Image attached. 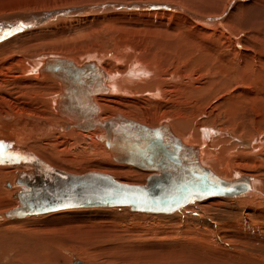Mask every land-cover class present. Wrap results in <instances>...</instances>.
I'll list each match as a JSON object with an SVG mask.
<instances>
[{
  "label": "bare ground",
  "instance_id": "1",
  "mask_svg": "<svg viewBox=\"0 0 264 264\" xmlns=\"http://www.w3.org/2000/svg\"><path fill=\"white\" fill-rule=\"evenodd\" d=\"M93 1L94 2L85 3L86 6L73 8V13L79 12V14H82L88 10L91 14H101V12H103L102 14H104V12H108L109 14L119 10L131 9L127 6L128 4H120L121 2L117 3V5L111 3L106 5L105 3L107 1L104 2L105 0ZM55 2L57 1L45 0L42 2V5L34 9L36 10L34 13L24 15L22 18H19L18 15L15 16L16 13L7 16L8 19L5 17H2L4 19L0 18V205L4 202H8L7 198L3 196L4 194H6V197L13 196L9 190L5 189L3 184L11 175L13 176L12 179H16L18 183V185L15 186L16 190L19 191L16 207L20 206V197L24 196V192L30 191L32 188V186L29 185L33 181V174L31 173L30 167L32 165L38 166L39 163L32 161L35 155L32 153L33 151L30 152L27 149V144L29 148L35 152L36 149L34 144H37L38 150H40V148L43 149L44 146L49 145L50 142L59 140L57 138L71 140L72 142V139L69 137H73V135L76 134V136L85 137L89 145L93 148L98 149L105 147L103 152L107 157H111L115 160L118 165L127 164L131 165V167L128 168H134L133 166L135 165L127 163L120 157L115 149V145L109 140L112 138L115 141V135L112 130L108 131L103 125H97L93 128L79 127L75 120L76 118L65 110L67 108L66 102L69 101V103L71 102L73 104L76 100L81 101L87 99L91 101L89 107L96 112L97 119L100 122H106L112 119H116L119 122L125 119V121L131 120L149 128L168 127L171 134L178 138L184 146L189 148L190 156L193 153L196 154L198 163L202 168L209 170L214 175L218 176V178L226 181H235L243 176L249 178L250 188L244 193L234 196L213 195L210 197L203 196L200 198H191L187 203L180 205L170 212L142 211L134 209L131 206H127L128 208L138 212L171 214L193 201H203L213 197H240L252 192L257 195L261 193L257 191L258 181L254 180L252 175L245 174L240 176L236 175V177L233 178H224L219 175V172H217L218 170L213 169V166H215L213 165V162H215L213 160L216 156L215 154L206 152L210 147H214L213 143L215 142L212 143L211 140L213 134L209 136L210 140L208 142L204 138V140H202L201 137L197 138V136H200V133L198 135L194 133L197 131L196 129L199 130L201 127H206L204 124L206 121L203 119L204 116L202 113L199 114L202 115L199 124L196 123L197 125L192 128L182 129L180 132L182 134L180 135L181 137L174 133L168 123H163L162 121H165V117L171 112L174 115L168 119L171 120V124L177 128V125L185 115L184 111H182V105L186 104H188L189 107L200 104L198 106L199 108L202 104L205 105L204 102L208 100L211 101L212 99L214 100L211 103H214L216 106L221 103L223 99H226L230 104L232 102V104H238V107H243V103L245 105L249 103L251 104L254 114L257 116L256 118H251L249 121L254 126V129L258 127L260 129L258 132L254 129L246 131L247 134L243 139V143L249 147V151L246 152L245 150L242 156L244 159H248V161H259L260 159L262 166H264V13L260 12V8H264V0H174L173 2L187 7L188 10H190L189 12L192 13L189 16L185 15L186 13L182 14L187 16V20H189V17L204 24L205 18L211 17V20H207L209 23L204 24L208 27V30H206V32L202 31L203 29L194 30V27L197 25L194 24L196 26L193 27L190 22L191 29L189 31L187 28L178 27L177 25L170 26L171 28L169 26L168 28H157L161 30V32L156 30L151 36L152 38L154 36H159L160 40L158 43L164 40H167V42L172 41L173 38L171 39V35L167 38L168 34H172L174 40L185 43V46L188 48V53L186 54L185 51H180L181 47L180 50H175L177 52L175 55L173 51L169 52L171 48L167 44L164 48L165 52H158L156 56L152 54V58L149 57L146 52H133L130 45H126L123 51L115 49L109 54L95 51L94 46L97 45V41L90 37H86L89 36V34L91 36L90 31L83 34L81 32L72 34L70 29H67V31H61L63 33H60L59 29L57 31L55 19L62 14H68L69 11H56L54 9L56 6ZM95 2H104V4L98 3L100 5L95 7L90 5ZM80 3L84 2L76 4L81 5ZM240 6L244 8L243 10L245 12L240 13L238 11ZM151 7L155 6L137 5L134 6V10L142 12L140 10L149 9ZM50 8H53V10H50ZM194 10L195 12H193ZM224 13L227 15L225 21L229 26L221 24L224 18L217 16ZM28 18H30L31 21L26 23V25H24L25 23L22 25L21 19L23 21ZM181 18L187 21L183 16ZM16 20H18L17 23ZM211 29L214 30L212 31ZM58 32L60 34H57ZM197 32L206 35L215 32L219 34L216 35L217 37L212 36V34V37H209L210 35L207 37L203 36L199 42H193L188 38L193 33L195 34ZM124 36L125 31L121 30L119 38H123ZM104 39L105 37L103 36L102 40ZM112 43L118 44L117 41H113ZM58 44L61 45L60 49H58ZM175 46L177 47V45ZM172 52L173 55H171ZM39 53L41 54L39 55ZM182 55L186 57L182 58ZM106 57L114 60V66L104 62ZM175 57H177L178 60ZM125 59H127V62L122 61ZM149 59L151 61H149ZM171 60H177V62L175 61L177 65L175 66V64H172ZM6 61L8 62L5 63ZM145 62H147L148 65L145 64ZM91 64L98 67L100 72L91 69ZM56 65H59L61 69L54 70ZM72 65H75L76 68H86L85 70L88 76L82 75L85 71L80 73L79 79L69 74L67 69H70ZM119 65L125 66L124 68L126 70L115 71V68L117 67L118 69ZM16 70L19 72H16ZM166 71L169 72V76L166 74L167 77L165 76ZM93 73H96V77L93 76ZM90 81L92 82L91 84L89 83ZM99 85L102 87L97 89ZM49 86H55L56 88L54 90L56 95L51 94L48 98L49 108L51 107L50 109L52 111H50L52 114L50 116H52L54 120L48 119V121H44L40 125L33 127L32 131L29 127L31 122L29 123L27 121L31 119V116L26 107L32 106L35 102L38 103L39 100H41V92H43L45 87ZM224 91H226L225 95H220ZM201 102L203 103L201 104ZM124 105H130L139 110L143 106L142 108L145 111L144 116L146 117H149V108H153L152 110L154 111H160L161 108L165 107H170L171 109H165L162 115L160 114L161 112H158L160 118L157 121L158 123H162L156 127H151L138 120L127 118L122 115L129 114L126 109L121 107ZM40 107H42V109L44 108V106ZM70 107L75 108L74 106ZM234 108H232V106L230 107L232 112H234ZM106 109L109 111L113 110L107 113L105 112ZM114 110H119L120 112L117 113L121 114L116 115ZM101 111L104 112L105 116L101 115ZM110 114L116 116H111V118L108 119L107 116H110ZM132 115L138 117L139 113H132ZM37 118L39 119L40 117ZM243 124L244 121L242 123L239 122L237 127L241 128ZM128 129L134 131V127H128ZM50 132L53 133L50 134ZM62 132L66 133L60 134ZM219 132L218 134H221ZM47 133L50 134L48 139L37 140L39 136L42 134L46 135ZM196 138L197 140H195ZM69 142L66 141V143ZM199 142H202L204 147H201ZM229 148V154L235 156V144L230 145ZM153 153L155 156V152ZM248 154L250 156H248ZM28 156L29 158H27ZM24 157H26V162H31L32 164L30 163L29 166L24 164ZM35 158L36 160L39 159L36 156ZM220 158H222V156ZM39 161L42 160L39 159ZM220 167L224 168V165ZM13 168H22L17 178H15V173L17 171H12ZM56 169L63 173L66 172L58 168ZM142 170L150 173L148 178L151 174L154 175L159 172L158 170L154 172L146 169ZM22 171L23 173H21ZM180 178L179 175H173L172 179L174 182L173 184L171 183L168 191L169 194L174 193V184H176ZM188 183H190V181H188ZM12 210L5 213L10 219L20 220L17 218L29 217L27 215H11L10 212ZM64 210L66 209L53 212ZM42 214L46 213H34L30 215L37 216Z\"/></svg>",
  "mask_w": 264,
  "mask_h": 264
},
{
  "label": "rangeland",
  "instance_id": "2",
  "mask_svg": "<svg viewBox=\"0 0 264 264\" xmlns=\"http://www.w3.org/2000/svg\"><path fill=\"white\" fill-rule=\"evenodd\" d=\"M44 1L0 0V18H7L13 13H16L15 16L18 15L19 18H22L24 15L34 13L36 11L34 9L42 5ZM55 1H57L54 8L56 11H69L68 14H62V17L55 19L57 31L59 29V32L63 33L70 29L72 34H77V32L83 34L90 31L91 36L89 34L86 37L97 41V45L94 46L95 51L107 54L115 49L123 51L126 45H130L133 52H146L152 58V54L156 56L158 52H165L164 48L167 44L171 48L169 52L173 51L176 55V51L182 47L180 51H185L187 54L188 48L185 43L174 40L172 34H168L167 37L169 38L171 35L172 41L167 42V40H164L159 43L160 37L154 36L152 38L151 34L159 30L157 28H168V26L176 25L182 28L185 27L189 31L191 29L190 23L193 27L197 25L194 30L203 29L202 31L206 32L208 27L204 24L209 23L208 19L211 20V17H206L205 22L200 20L204 24L189 17V20H187V16L192 13L189 12L190 10L187 7L173 2L174 0H105L104 2L107 1L106 5L108 3L117 5L121 2L120 4H128L127 6L132 9L119 10L109 14L108 12L91 14L86 9V11L83 10L85 12L82 14H79V12L73 13V8L86 6L85 3L94 2L93 0ZM79 2L84 3L77 5L76 3ZM104 2H95L90 5L95 7L100 5L98 3L104 4ZM137 5H152L155 7L137 12L134 10V6ZM243 9L240 6L238 11L240 13L245 12ZM50 10H53V8H50ZM260 12L264 13V8H260ZM182 16L187 21L183 20ZM217 16L224 18L221 24L228 25L225 21L227 16L225 13ZM30 21V18L23 21L21 19L22 25L24 23L26 25ZM121 30L125 31L123 38H119ZM159 31L161 32V30ZM59 32L57 34H60ZM195 34L193 33L188 37L193 42H199L203 36L210 35L209 37H212L219 33L206 35L197 32ZM103 36L105 37L104 40H102ZM113 41H117L118 44L112 43ZM58 47L60 49L61 45L58 44ZM173 52L171 55H173ZM184 57L186 56L182 55V58ZM175 58L178 60L177 57ZM127 59L122 61L127 62ZM177 60L175 61L177 62ZM113 61L109 57L104 60L106 64L114 66ZM149 61L151 60L149 59ZM175 61L171 60L172 64L176 66ZM145 64L148 65L147 62ZM124 67L119 65V68L116 67L115 71L126 70ZM16 72L19 71L16 70ZM168 73L165 72L166 77L169 76ZM51 86L43 89L41 100L38 103L35 102L32 106H25L30 112L31 119L27 121L31 122L29 127L32 131L33 127L40 125L42 122L48 121V119L54 120L50 116L52 114L50 113L51 107L49 108L48 98L51 94L56 95L54 91L56 88ZM225 93L226 91L220 95L224 96ZM213 100L204 102L206 106L201 102L200 109L198 108L200 104L192 107H189L188 104L182 105V111L185 115L180 122L181 124L177 123V128L168 119L174 115L171 112L162 122L168 123L174 133L181 137L180 132L182 129L192 128L197 125L196 123L199 124V120L202 118V115L199 114L202 113L203 119L206 121L204 123L206 127L196 129L197 131L194 133L196 135L200 133L197 138L201 137L202 140L205 139L208 142L210 140L209 136L213 134L211 140L212 143L215 142L213 143L215 148L210 147L209 150H206V152L216 156V159L213 160L216 162H213V165H215L213 169L218 170L219 175L224 178H233L236 175L245 174L252 175L254 180L258 181L257 191L261 192L260 196L252 192L240 197H213L203 201H193L171 214L138 212L127 206H113L66 209L37 216L29 214L27 215L29 217L26 216L27 218L14 220L5 215L7 211L16 207L19 192L15 187L18 185L17 180H13L11 175L3 184L5 189L9 190L13 196L6 197V194H4L3 196L7 198L8 202L0 205V264H74L78 260L83 261L85 264H264V166H262L260 159L259 161H248L242 156L245 150L246 152L249 151V147L243 143V139L247 134L246 131L254 129L249 120L257 116L249 103L246 105L243 103V107H238V104H232L233 102L230 104L226 99H223L216 106L211 103ZM40 106H44V108L42 109ZM231 106L232 108L235 107L234 112L231 111ZM121 107L129 112V114L122 115L151 127H156L162 123L157 121L160 118V112L162 115L165 109H171L165 107L161 108L160 111H154L153 108H149V117H146L144 116L143 106L140 110L130 105ZM108 111V109L105 110L107 113ZM114 112L116 115L121 114L117 113L120 112L119 110H114ZM100 113L105 116L104 112L101 111ZM132 113H139V116L135 117ZM116 115L110 114L107 117L109 119L111 116ZM243 121V126L241 128L237 127L239 122L242 123ZM259 129L258 127L254 130L258 132ZM218 132L221 134H218ZM50 134H42L37 140L48 139ZM69 138L72 139V142L71 140L57 138L59 140L50 142L49 145L44 146L43 149L40 148V150H38V145L34 144L35 152L29 148L28 144L26 146L30 152L33 151L32 153L42 160H36L35 156L32 158L34 159L32 161L39 163L38 166L55 167L66 171V173L74 174H86L94 171L103 172L122 182L130 184L146 183L150 174L147 171L136 166L130 169L128 167H131V165L127 164L118 165L115 160L107 157L103 152L105 147L93 148L85 137L82 138L74 134L73 137ZM65 140L70 142L66 143ZM202 142H199L201 147L203 146ZM232 144H235V156L229 154L230 150L228 149ZM221 156L222 158H220ZM248 156L250 155L248 154ZM24 162L29 166L25 158ZM218 164L220 166L224 165V168ZM21 170L22 168L12 169L14 172L17 171L15 178Z\"/></svg>",
  "mask_w": 264,
  "mask_h": 264
},
{
  "label": "water",
  "instance_id": "3",
  "mask_svg": "<svg viewBox=\"0 0 264 264\" xmlns=\"http://www.w3.org/2000/svg\"><path fill=\"white\" fill-rule=\"evenodd\" d=\"M90 66L91 69L99 71L93 64ZM55 69L61 67L56 65ZM85 69L72 65L67 72L79 79L80 73L84 71L82 75L88 76ZM93 76L96 77V73H93ZM101 87L99 85L97 89ZM90 105L89 99L76 100L73 104L68 101L65 110L76 118L79 127L93 128L103 125L108 131L112 130L115 141L112 138L109 140L127 163L159 172L151 174L145 185H133L99 172L73 175L49 166L32 165L30 168L33 181L29 184L32 188L20 197V206L12 210L11 215L25 216L94 206H131L142 211L170 212L191 198L234 196L250 188L248 177L226 181L202 168L196 154L190 156L189 148L174 137L168 127L149 128L125 119L119 122L116 119L100 122ZM128 127H134V131ZM30 163L28 162L29 165ZM173 175H179L181 178L178 179V184H174V193L169 194L171 183L174 182ZM74 264L84 263L78 260Z\"/></svg>",
  "mask_w": 264,
  "mask_h": 264
}]
</instances>
